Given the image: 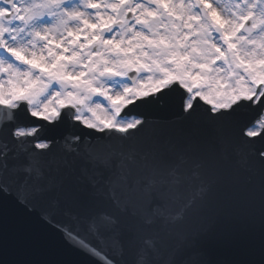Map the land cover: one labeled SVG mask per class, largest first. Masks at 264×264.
<instances>
[{
    "label": "snow or ice",
    "instance_id": "obj_1",
    "mask_svg": "<svg viewBox=\"0 0 264 264\" xmlns=\"http://www.w3.org/2000/svg\"><path fill=\"white\" fill-rule=\"evenodd\" d=\"M137 257L264 264V0H0V264Z\"/></svg>",
    "mask_w": 264,
    "mask_h": 264
},
{
    "label": "water",
    "instance_id": "obj_2",
    "mask_svg": "<svg viewBox=\"0 0 264 264\" xmlns=\"http://www.w3.org/2000/svg\"><path fill=\"white\" fill-rule=\"evenodd\" d=\"M159 115H160V114H159ZM165 115H166V113H165ZM165 115H164V116H165ZM160 116H161V115H160Z\"/></svg>",
    "mask_w": 264,
    "mask_h": 264
}]
</instances>
